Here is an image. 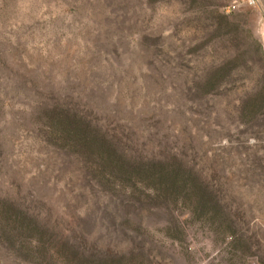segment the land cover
Here are the masks:
<instances>
[{"label": "rangeland", "instance_id": "obj_1", "mask_svg": "<svg viewBox=\"0 0 264 264\" xmlns=\"http://www.w3.org/2000/svg\"><path fill=\"white\" fill-rule=\"evenodd\" d=\"M67 108L188 177L82 176ZM0 199L45 229L0 264H264V0H0Z\"/></svg>", "mask_w": 264, "mask_h": 264}, {"label": "trees", "instance_id": "obj_2", "mask_svg": "<svg viewBox=\"0 0 264 264\" xmlns=\"http://www.w3.org/2000/svg\"><path fill=\"white\" fill-rule=\"evenodd\" d=\"M68 109V108H67ZM70 110V109H68ZM65 109L53 110L48 119V129L61 147L68 153L69 161L79 166L84 177H95L106 183L107 178H126L130 181H141L152 185V194L159 196L160 188L166 187L173 192L179 178H187L189 168L182 163L179 152L168 153L172 163L164 162L160 152L152 154L132 153L128 144H122L119 134L107 129L97 119L85 117L79 111ZM75 115H74V114ZM76 166V167H77ZM188 184L186 180L182 185ZM165 189V188H164ZM0 232L4 234L3 245L10 248L21 247L28 255L35 258L45 254V229L35 221H27L18 209H14L0 199ZM14 219V221H12ZM18 219L22 221H17ZM28 234L36 237L35 245L22 246L18 237ZM45 256V255H44Z\"/></svg>", "mask_w": 264, "mask_h": 264}, {"label": "built area", "instance_id": "obj_3", "mask_svg": "<svg viewBox=\"0 0 264 264\" xmlns=\"http://www.w3.org/2000/svg\"><path fill=\"white\" fill-rule=\"evenodd\" d=\"M239 1H242V2H244V3H246L247 5H250V6H255L258 3V0H239Z\"/></svg>", "mask_w": 264, "mask_h": 264}]
</instances>
